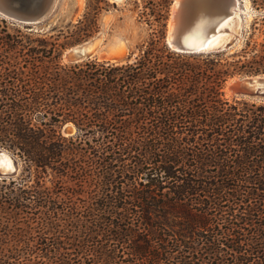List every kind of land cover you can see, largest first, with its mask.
<instances>
[{"label": "trees", "instance_id": "1", "mask_svg": "<svg viewBox=\"0 0 264 264\" xmlns=\"http://www.w3.org/2000/svg\"><path fill=\"white\" fill-rule=\"evenodd\" d=\"M133 1L152 32L132 61L60 60L97 32L93 3L68 33L0 20V144L22 163L0 176V264H27L24 226L74 245L65 264H264V101L223 90L264 72V33L232 59L177 51L172 0Z\"/></svg>", "mask_w": 264, "mask_h": 264}, {"label": "rangeland", "instance_id": "2", "mask_svg": "<svg viewBox=\"0 0 264 264\" xmlns=\"http://www.w3.org/2000/svg\"><path fill=\"white\" fill-rule=\"evenodd\" d=\"M89 3L98 5L97 32L82 41L67 45L62 51L60 60L63 63H74L93 56L112 61H132L136 59L143 42L152 32V28H150L144 18L140 17V9L136 7L133 0H57L55 7L48 14V17L38 24H24L8 18L1 13L0 20L3 18L6 19L11 33H15L17 29H22V31L26 33H30L29 31L33 30L35 34L48 33L57 35L59 33H68V31H72L75 28L74 24L82 19L84 14L88 11ZM172 3L168 12L166 39H168L170 31ZM242 8L246 9L247 16L245 17V30L242 36L233 44V46L223 50H214L225 51L223 55L227 56L229 59H232V57H239L240 54L243 53L242 47L244 46L245 41L252 32L253 28L256 30L254 37L258 39L263 38L264 26L260 25L259 21L255 19L261 17L264 10L257 9L252 0H243ZM65 39L66 38H64L61 34V40ZM86 40L94 41L88 48L85 57L81 60L69 59L67 57V52H69V50L76 44L85 42ZM257 75L264 79V72H237L228 76L223 86L225 96L229 99L246 98L253 101H264V95H256L255 93L250 94L234 86L237 81L252 79L253 76ZM61 130L64 134L68 135L75 133L77 131V127L72 121H68L61 126ZM0 146L10 151L17 157L20 169L17 173L12 174L17 176L22 170L20 158L9 147L2 144H0ZM52 179L53 175L49 174L47 177V183L51 186L54 184ZM68 182L71 183V181ZM23 232L24 236L22 239L26 240L25 242H21L24 246V249L22 250V258L27 264H65L64 262L60 263L57 260L58 256H56L55 253L59 249L62 253L67 251L71 252L72 256L79 257V254L72 252L74 251V245L72 244L65 243V247H63L58 246L55 243V251L51 250L50 248L52 247L51 243L53 240L50 238L51 236H54L52 231L45 233L35 230V227L24 226ZM69 264L87 263L72 261V263Z\"/></svg>", "mask_w": 264, "mask_h": 264}, {"label": "water", "instance_id": "3", "mask_svg": "<svg viewBox=\"0 0 264 264\" xmlns=\"http://www.w3.org/2000/svg\"><path fill=\"white\" fill-rule=\"evenodd\" d=\"M177 1V5H174ZM243 0H173L171 19L172 37L167 39L169 45L183 52H208L223 50L233 46L245 30V16L242 8ZM57 0H0V13L4 16L24 24H38L44 21ZM235 11H240L241 27L239 33L233 35L226 42L213 44L211 35L217 33L219 25ZM223 27H220L221 31ZM169 37V35H168ZM94 40L76 44L68 52L71 60H81ZM250 79L240 80L235 87L244 92L264 95V87H254L249 84ZM0 148H3L0 146ZM10 152V151H9ZM11 153V152H10ZM12 154V153H11ZM15 164L12 167L0 166V176L12 175L20 169L17 157L12 154Z\"/></svg>", "mask_w": 264, "mask_h": 264}, {"label": "bare ground", "instance_id": "4", "mask_svg": "<svg viewBox=\"0 0 264 264\" xmlns=\"http://www.w3.org/2000/svg\"><path fill=\"white\" fill-rule=\"evenodd\" d=\"M177 5V1L174 5V8ZM244 13V16H246V9H243L242 11ZM240 11H235L233 16L226 18L218 27L217 33L211 35V41L213 44H219L226 42L228 39L232 38L234 34L239 33L240 27H241V20H240ZM250 16V15H249ZM173 23L172 19L170 22V31H169V39L172 37L171 32L173 29ZM220 27H223L221 31H219ZM97 41V40H96ZM68 53V52H67ZM68 57V55H67ZM249 84L258 87L263 86L264 87V79L260 78L258 75L253 76L252 79H250ZM67 133V132H66ZM0 154H3V156L6 158V160L3 162L2 166L6 167H12L15 164L14 156L6 149L0 148Z\"/></svg>", "mask_w": 264, "mask_h": 264}, {"label": "snow or ice", "instance_id": "5", "mask_svg": "<svg viewBox=\"0 0 264 264\" xmlns=\"http://www.w3.org/2000/svg\"><path fill=\"white\" fill-rule=\"evenodd\" d=\"M6 160V158L3 156V154H0V166L3 165V162Z\"/></svg>", "mask_w": 264, "mask_h": 264}]
</instances>
